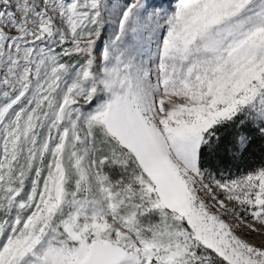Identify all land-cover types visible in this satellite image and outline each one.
<instances>
[{"label":"snow or ice","instance_id":"obj_1","mask_svg":"<svg viewBox=\"0 0 264 264\" xmlns=\"http://www.w3.org/2000/svg\"><path fill=\"white\" fill-rule=\"evenodd\" d=\"M257 137L264 0H0V264H264Z\"/></svg>","mask_w":264,"mask_h":264},{"label":"trees","instance_id":"obj_2","mask_svg":"<svg viewBox=\"0 0 264 264\" xmlns=\"http://www.w3.org/2000/svg\"><path fill=\"white\" fill-rule=\"evenodd\" d=\"M210 170L219 168L222 175L236 177L245 171L259 167L264 164V141L258 137L250 145L248 151L243 155L233 157L231 151L227 155L223 151L219 154L211 153L208 156ZM215 174V173H214Z\"/></svg>","mask_w":264,"mask_h":264},{"label":"rangeland","instance_id":"obj_3","mask_svg":"<svg viewBox=\"0 0 264 264\" xmlns=\"http://www.w3.org/2000/svg\"><path fill=\"white\" fill-rule=\"evenodd\" d=\"M173 0H154V3H157V4H169V3H172ZM258 242V241H257Z\"/></svg>","mask_w":264,"mask_h":264}]
</instances>
